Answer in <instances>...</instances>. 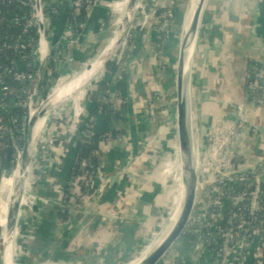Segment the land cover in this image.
Masks as SVG:
<instances>
[{"label":"crops","instance_id":"crops-1","mask_svg":"<svg viewBox=\"0 0 264 264\" xmlns=\"http://www.w3.org/2000/svg\"><path fill=\"white\" fill-rule=\"evenodd\" d=\"M129 1L97 0L88 10L83 28L70 26L71 11L58 34L66 2L60 0L44 43V54L48 52L50 57L45 64L38 61L34 71L41 70L36 99L51 93L62 79L82 72L102 53ZM141 3L151 15L147 25L135 26L128 42L122 43L123 63L117 58L110 68L109 60L90 81L89 75L57 98L73 103L65 122L54 118L49 129H44L45 117L37 125L35 140L44 132L58 140L55 146L44 147L47 156L33 165L30 180L37 196L30 207H23L9 264H126L143 253L170 217L182 187L177 78L180 29L188 2ZM164 7L172 22L168 33L158 29ZM253 61L264 72V0H206L188 82L198 177H203L204 185L210 183L206 181L209 170L202 172L201 158L209 134L224 122L236 127L232 148L238 153L237 163L255 164L264 156V85L256 90V105L250 103L246 88ZM44 76L49 84L40 88ZM98 102L112 107L115 118L103 111L94 114ZM17 105V99L8 100L5 111L10 118ZM241 111H245L246 121L241 119ZM90 119L97 129L111 126L110 135L99 144L97 189L78 207L72 205L63 218L60 203L70 184L81 127ZM43 146L41 143L40 150ZM27 186L28 180L25 189ZM196 201L200 211L210 204L201 192ZM214 260V247L196 237H180L161 259L164 264H213Z\"/></svg>","mask_w":264,"mask_h":264},{"label":"built area","instance_id":"built-area-1","mask_svg":"<svg viewBox=\"0 0 264 264\" xmlns=\"http://www.w3.org/2000/svg\"><path fill=\"white\" fill-rule=\"evenodd\" d=\"M96 1L74 0L72 13L79 14L84 6L89 9ZM59 2L60 0H0V59L10 50L20 52V58L13 59L10 64L0 61V109L5 108L8 100L14 95L18 96L19 105L25 106L30 112L34 108L33 99L37 90V85H32L37 76L34 71L38 61H44L45 64L50 57L48 52L44 54V43L47 41L53 14L58 13ZM138 11L145 12L141 2ZM163 15L167 17V11H164ZM148 17L149 15L146 14V21ZM169 21L166 18L161 22V32L168 33L172 29ZM9 24L22 25L21 32L9 33L6 29ZM70 26L83 28L85 22L71 23ZM133 28L134 24L122 43L128 41ZM34 29L37 37L29 38ZM123 54L122 50L118 63H121L120 58H123ZM20 63L32 68L33 71L22 70ZM254 69L259 76H264L260 67ZM3 72L11 73L15 80L27 81L29 85L21 90L22 94H18L13 86L6 83ZM10 121L14 124L16 119L12 117ZM10 130V124L0 115V168L3 167L8 145L5 137ZM235 133V125L229 122H224L222 126L212 131L210 143L203 153L208 159L209 176L206 181L210 180V183L204 185L202 174V180L198 177L197 187V194L201 192L208 197L210 204L200 211L196 208L197 201L195 202L184 233H194L200 243L214 245L213 264H264V156H261L255 164L245 161L237 163L238 153L232 148ZM57 140L58 137L54 136L50 144L55 146ZM11 141L16 159L21 151L19 139L11 135ZM237 181L242 182L245 188L240 191L234 189L233 184ZM72 189L78 190V185L72 184ZM36 196V192L30 187L24 190L19 217L23 213V207H30ZM87 197L88 195L83 196V202ZM72 205L78 207L81 204ZM115 216L121 218L117 214ZM225 217H228V224L223 222Z\"/></svg>","mask_w":264,"mask_h":264},{"label":"water","instance_id":"water-1","mask_svg":"<svg viewBox=\"0 0 264 264\" xmlns=\"http://www.w3.org/2000/svg\"><path fill=\"white\" fill-rule=\"evenodd\" d=\"M74 0H66L65 9L62 14L58 34L62 31L63 27L67 22V18L72 11V4ZM141 0H130L126 10L122 16V19L115 30L114 35L117 37L116 43L112 49H110L105 56L106 47L102 53L97 57L102 58L103 67L109 62L111 57L118 50L121 45L123 38L125 37L130 24L137 12ZM206 0H200L198 8L193 15L192 21L190 23L189 30H184L186 25V14L188 13V8L190 5V0H188V8H186L184 14V20L182 24V35L180 40V53L178 61V78H177V92H178V102H177V126H178V143L180 151V159L182 164V181L185 187V193L183 197V203L181 206L180 214L175 222L173 228L169 234L164 238V240L151 252L140 264H158L164 255L169 251V249L180 239L187 223L191 217L195 199L197 195L198 187V165L195 156L194 142L192 137V124H191V113H190V103L188 96V82L189 73L191 67V60L193 55V48L195 44L196 35L198 32L201 16L205 7ZM52 42L50 43V46ZM96 58V59H97ZM95 60V59H94ZM44 63V61H43ZM91 63H88V68ZM41 76V70L37 73L34 85L37 84ZM53 92L49 93L46 100H44L39 107L34 106V110L30 112L27 108V114L25 117V124L23 129V144L20 145L21 151L19 155V162L21 165V178L16 182L11 202L8 209V221L7 229L12 232L18 227V217L19 210L22 201V195L24 193L25 181L28 180V173L30 170L31 161V147L33 144V131L36 122L42 118L47 117L49 114L55 111L60 105L64 104L68 99L65 98L60 104L52 105L47 107L48 102L52 96ZM5 110V108H2ZM33 113V114H32ZM20 144V143H19ZM14 145L10 141L6 148L5 158H4V169L7 170L13 161L14 156ZM0 179H2L0 177ZM1 181V180H0ZM4 245L2 244V238L0 241V258L1 264H6V254L4 260Z\"/></svg>","mask_w":264,"mask_h":264},{"label":"trees","instance_id":"trees-1","mask_svg":"<svg viewBox=\"0 0 264 264\" xmlns=\"http://www.w3.org/2000/svg\"><path fill=\"white\" fill-rule=\"evenodd\" d=\"M26 8L28 9V7ZM88 10L89 9L86 6H84L79 14L71 13L70 21L72 23L86 22L88 16ZM164 11H167V8L164 7L162 9V12L159 15V20L164 21L166 18L171 20L169 13L167 17L163 15ZM57 15L58 13L53 14V17H56ZM22 27H23L22 25L9 24L6 26V29L9 33L18 34L21 32ZM31 37L32 38L37 37L35 29L31 31V36L29 38ZM19 58H20V52L10 50L6 54V56L1 57L0 61L3 63L10 64L13 59L18 60ZM115 62L116 61L114 60L113 61L110 60L108 66L110 68H113L115 66ZM256 63L257 62L255 61L252 62V65H250V67L248 68L247 78H246V88L248 90V95L251 100L253 99L254 91H256L257 89H259L261 86L264 85V76L263 77L259 76L257 70L254 69V67H260L261 64L260 63L256 64ZM22 70L26 72L33 71L32 68H28L26 65L24 68H22ZM3 74L6 83L13 86L18 92V94H22L21 90L29 85V82L27 81L21 82L15 80L11 73L3 72ZM48 84L49 83L47 82L44 76V79L40 81V88L47 87ZM11 98L17 99L18 96L14 95L11 96ZM102 111L110 115L111 119L115 118V116L117 115V112L112 107L107 105V103L98 102L94 114L97 115L99 112ZM26 114H27L26 107L22 105H17L12 112V115H14L13 118L16 119L15 123L13 124L10 121L11 118L9 114L5 110L0 109V115H2L5 118V120L10 124L11 127L10 132L5 137V141L7 144L11 141V135H15L16 137H18L20 145L23 144L24 135L22 133V129L24 128ZM110 132H111V126L109 124H105L102 127V129H97L95 125V120L93 119H90L86 124H84L81 127L82 136L77 144V152L73 163V167L71 169L70 184L65 191V197L59 209V214L63 218L68 216L72 208L71 206L73 202H75V204H81L83 202L84 195L89 196L96 192L97 187L94 183V180L98 173V161H99L98 151L100 150L99 144L102 140H105L110 135ZM4 164L5 162L3 163L2 169H0V177L2 176L3 171H9L10 169H12V167L15 164V156H13V161L11 163V166L7 170L4 169ZM72 184H77L78 190H73ZM233 187L237 191H240L241 189L245 188L244 184L240 181L235 182L233 184ZM223 222L224 224H228V217H225ZM183 237L194 238L196 236L194 233H184L182 235V238ZM211 246L213 247L214 245ZM158 264H164V262L160 261Z\"/></svg>","mask_w":264,"mask_h":264},{"label":"bare ground","instance_id":"bare-ground-1","mask_svg":"<svg viewBox=\"0 0 264 264\" xmlns=\"http://www.w3.org/2000/svg\"><path fill=\"white\" fill-rule=\"evenodd\" d=\"M199 1L200 0H190L189 8L187 7L188 13L186 14V25H185V29H184L185 31L189 30V28H190V23L192 21L193 15L195 14V12L198 8ZM115 36L116 35L112 36L111 40L109 41V43L106 47L105 56H107V54H108L107 51H109L110 49H112L114 47V45L116 43V39H117V37H115ZM102 68H103L102 58L99 57V58L95 59L93 62H91L89 68L86 67L82 72L76 74L74 77L70 78L69 80L64 81L65 83L68 81L69 82L66 83L65 85H62L59 88V86L61 84H63L64 82L60 83V85L53 90V94H52V96L48 102L47 107L60 104L61 100L57 99L60 95H62L65 92H68L69 90H71L74 87H76L77 85H79L89 75H90V78L88 80L90 81L94 75H96L98 72H100L102 70ZM87 84H88V81L82 86L80 91ZM77 90L78 89H75V91H77ZM55 100H57V101H55ZM32 111H33V109H31V112ZM44 118H45V116L40 118L34 126L33 144H32L31 150H33L35 148L34 144H35V137H36V127L39 123H40L39 126L43 123L42 119H44ZM20 169H21V165H20V162L18 161L17 167H16L13 175L12 176H10V175L3 176L1 181L4 178H8V177L10 179H8L6 181L3 180L2 182L0 181V185H1V191H0V227L2 229L1 230L2 244L4 245V257L3 258L5 260V254H6V264L10 263V258H11L12 251H13V242H14V240H13L14 231L9 232L7 229L8 209H9V205H10L11 198L13 195V190H14L15 184L22 176ZM26 184H27V180L25 181L24 188L26 187ZM184 193H185V187H184V183L182 181L181 193H180L177 205L175 206L172 214L170 215L167 222L165 223V225L161 229L160 233L153 239L152 243L144 249L143 253L139 257H137L136 259H134L132 261H129L126 264H140L143 261V259H145V257L149 253H151L164 240V238L169 234V232L171 231V229L173 228L175 222L177 221V219L179 217L181 206L183 203Z\"/></svg>","mask_w":264,"mask_h":264},{"label":"rangeland","instance_id":"rangeland-1","mask_svg":"<svg viewBox=\"0 0 264 264\" xmlns=\"http://www.w3.org/2000/svg\"><path fill=\"white\" fill-rule=\"evenodd\" d=\"M187 2H188V0H187ZM187 5H188V3H187ZM167 13H168V11H167ZM146 14L147 15H151V13L150 12H148L147 11V9L145 10V12L144 13H142V12H140V11H138V12H136V14H135V16H134V18H133V20H132V22H131V24H130V27L134 24V27L135 26H137V25H147V22H148V20L146 21L145 20V18H146ZM160 15V14H159ZM121 16V14L119 15V17ZM119 17H118V19L116 20V25H115V29H114V31H113V34H114V32H115V30L117 29V27H118V25H119V23H118V20H119ZM148 19H149V17H148ZM170 20V19H169ZM158 22H159V24H158V29L160 30V27H161V22L162 21H160V20H158ZM170 22V24H171V27H172V22H171V20L169 21ZM130 27H129V29H128V31H130ZM181 31H180V40H181V35H182V29H180ZM127 31V32H128ZM170 32V31H169ZM127 34V33H126ZM113 36V35H112ZM124 39H125V37L123 38V41L122 42H124ZM128 42V41H127ZM127 42H125V44L127 43ZM180 44V43H179ZM123 45H124V43H123ZM125 47H126V45H125ZM123 50V48H122V43H121V45H120V48L115 52V54L111 57V59L110 60H114V61H116V59L118 58L119 59V55H120V52ZM121 60V63H123V59L124 58H120ZM70 78H72V77H69V79ZM66 79V78H65ZM65 79H62V80H65ZM69 79H66L65 81H67V80H69ZM61 80V81H62ZM61 81L59 82V83H57V85L54 87V88H56V87H58L59 85H60V83H61ZM54 90V89H53ZM53 90H52V92H53ZM258 90V89H257ZM255 93H254V95H253V99L251 100L250 99V103L252 104V105H256L257 103H256V98H255V94H256V91H254ZM50 93V92H49ZM49 93L47 94V95H44V96H42V95H40L39 96V98H37L36 99V97H34V99H33V104H34V106L35 107H39L40 105H41V103L44 101V100H46V98H47V96L49 95ZM255 99V100H254ZM64 105V106H63ZM63 106V108L61 109V107ZM73 108V103L72 102H69L68 103V101H66L64 104H62L60 107H58L57 109H55V111L54 112H52L51 114H49L47 117H48V119H47V122H46V126H45V128L44 129H49V125H50V122L54 119V118H58V120L60 119V120H62L63 122H65L64 120H67L68 119V115H70V110ZM34 109V108H33ZM26 110H27V108H26ZM243 110V109H242ZM241 114H242V116H241V119L243 120V121H246L245 120V117L243 116V113H245V111H241L240 112ZM216 128V127H215ZM215 128H213V130L215 129ZM23 131V130H22ZM23 133V132H22ZM45 133V132H44ZM44 133L42 134V135H40L36 140H35V148L32 150V152H31V161H30V170H29V173H28V187H30L32 190H33V187H32V184H31V180H30V176H31V173H32V169H33V165H36V163H38V162H40V160L42 159V160H44L45 159V157L47 156V151L45 150V148L47 147V146H53V145H51L50 144V140H51V138H54V136L53 135H51V136H49V134H47V133H45V135H44ZM210 135H211V133L209 134V142L208 143H210ZM41 143H43V144H45V146H43V148L40 150V144ZM45 147V148H44ZM41 151V152H40ZM201 160H202V172L204 171V172H207L206 170V168H208L209 166H207V162H208V159H207V156L206 155H202V158H201ZM18 161H19V157L17 156L16 157V159H15V164H14V166L12 167V169H10L9 171H3L2 172V176H1V178L3 177V176H8V175H10L13 171H14V169H16V167H17V164H18ZM241 161V160H240ZM175 172L173 173V175H174V177H175V179L177 180V171L176 170H174ZM204 176H205V174H204ZM8 179H10L9 177L8 178H4L3 180L4 181H6V180H8ZM1 180V179H0ZM2 180V181H3ZM1 181V182H2ZM178 181V180H177ZM175 186H177V182H176V185ZM27 187V188H28ZM0 191H1V185H0ZM179 200V199H178ZM178 202V201H177ZM176 205H177V203H176ZM175 205V206H176ZM175 208V207H174ZM174 210V209H173ZM173 210H172V212H173ZM172 212H171V214H172ZM170 214V215H171ZM19 225H20V222H19ZM1 227H0V241H1ZM159 232V231H158ZM157 232V233H158ZM157 233H155V234H157ZM147 246H145V248H146ZM144 248V249H145ZM135 259V258H134Z\"/></svg>","mask_w":264,"mask_h":264}]
</instances>
